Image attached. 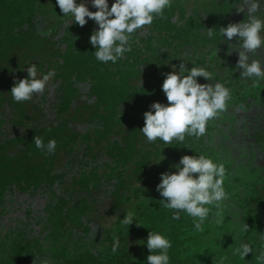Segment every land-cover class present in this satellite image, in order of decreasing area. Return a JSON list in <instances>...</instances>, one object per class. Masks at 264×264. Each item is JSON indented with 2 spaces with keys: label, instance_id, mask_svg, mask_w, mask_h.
<instances>
[{
  "label": "trees",
  "instance_id": "16d2710c",
  "mask_svg": "<svg viewBox=\"0 0 264 264\" xmlns=\"http://www.w3.org/2000/svg\"><path fill=\"white\" fill-rule=\"evenodd\" d=\"M241 4L172 0L163 18L132 34L123 59L103 64L89 43L94 21L75 24L56 0H0V264H147L150 231L172 242L170 264H259L264 81L254 86L240 77L238 51L229 54L220 30L247 21ZM260 53L252 59H264ZM181 60L204 67L212 79L198 82L224 84L232 99L204 136L149 143L144 113L167 103L162 84ZM32 64L38 79L54 75L43 93L17 103L11 88ZM49 140L56 141L51 153ZM185 155H206L226 170L228 198L210 206L203 232L184 212L173 220L157 191L161 173L176 171L170 166ZM129 211L142 225L122 224ZM242 242L253 249L245 259L235 254Z\"/></svg>",
  "mask_w": 264,
  "mask_h": 264
},
{
  "label": "clouds",
  "instance_id": "9594fccd",
  "mask_svg": "<svg viewBox=\"0 0 264 264\" xmlns=\"http://www.w3.org/2000/svg\"><path fill=\"white\" fill-rule=\"evenodd\" d=\"M56 4L63 16L73 19L75 24L83 27L92 20L98 25L89 39L95 48V58L103 64H115L131 51L129 41L132 34L152 25L157 17L163 18L172 0H113L111 6L110 0H91V6L96 11H91L85 0L79 3L78 0H56ZM262 5L264 0H242L237 10L246 11L247 21L220 27L222 41L229 42V54L233 49L238 51L236 67L241 70L240 77L252 81L254 86L264 81V59H252L260 56V50L264 49ZM207 35L213 37L212 29ZM234 38L238 40L236 45L230 43ZM172 69L162 84L167 103L154 102L144 113L145 126L141 132L149 143L159 139L170 145L173 140L184 142L186 135L196 138L204 136L208 122L226 110L232 99L231 90L224 84L198 82L200 77L208 81L212 79V74L204 67L193 66L189 69L181 60L178 70L175 64ZM26 71L28 76L17 79L10 91L17 103L30 101L34 95L43 93L54 75V72H49L38 79L35 64ZM34 143L37 148H45L38 137H35ZM46 149L49 153L54 152L56 141L49 140ZM170 168L176 171L161 173V182L157 185V191L165 198L161 201L165 202L163 206L173 210V220L180 219L181 212L186 213L193 218L195 230L203 232L210 206L219 207L228 198L224 187L225 167L206 155H185ZM121 222L128 227L133 223L142 225L132 211ZM216 222L223 223V220L217 219ZM242 231L248 232V225H244ZM113 240L112 252L115 253L120 247V239L114 236ZM146 245L150 251L147 264H170L172 242L166 235L150 231ZM250 252H253L250 245L242 242L235 254L245 259ZM258 262L264 264V252H261Z\"/></svg>",
  "mask_w": 264,
  "mask_h": 264
},
{
  "label": "rangeland",
  "instance_id": "374dc122",
  "mask_svg": "<svg viewBox=\"0 0 264 264\" xmlns=\"http://www.w3.org/2000/svg\"><path fill=\"white\" fill-rule=\"evenodd\" d=\"M228 246H226L225 248H227ZM225 250H227V249H225Z\"/></svg>",
  "mask_w": 264,
  "mask_h": 264
}]
</instances>
